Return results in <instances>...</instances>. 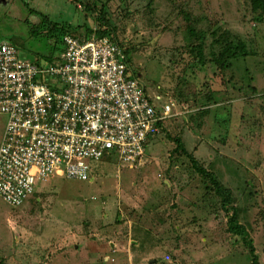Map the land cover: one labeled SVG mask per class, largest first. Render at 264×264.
<instances>
[{
	"label": "rangeland",
	"instance_id": "1",
	"mask_svg": "<svg viewBox=\"0 0 264 264\" xmlns=\"http://www.w3.org/2000/svg\"><path fill=\"white\" fill-rule=\"evenodd\" d=\"M34 4L40 11L20 3L0 8V44L51 64L63 53L66 31L84 38L88 30H108L131 48V68L146 94L160 107L174 104L175 115L150 138L138 167L111 153L92 162L90 180L39 182L18 208L0 195V264H252L250 250L228 232L208 177L177 140L232 191L264 264V23L251 0ZM187 16L205 35L204 64L191 51L200 41L188 33ZM224 30L250 52L227 70L211 63L213 32ZM5 126L0 115V144Z\"/></svg>",
	"mask_w": 264,
	"mask_h": 264
},
{
	"label": "built area",
	"instance_id": "2",
	"mask_svg": "<svg viewBox=\"0 0 264 264\" xmlns=\"http://www.w3.org/2000/svg\"><path fill=\"white\" fill-rule=\"evenodd\" d=\"M63 43L51 64L0 44V195L13 208L55 176L90 180L92 162L111 153L140 166L150 138L175 115L174 104L160 107L146 94L119 43L94 35Z\"/></svg>",
	"mask_w": 264,
	"mask_h": 264
},
{
	"label": "trees",
	"instance_id": "3",
	"mask_svg": "<svg viewBox=\"0 0 264 264\" xmlns=\"http://www.w3.org/2000/svg\"><path fill=\"white\" fill-rule=\"evenodd\" d=\"M252 8L254 10V13L257 14V20L259 22L264 23V0H251ZM187 22V31L190 34V36L196 37L197 40L200 42L196 45H191V51L196 53V56L198 57L196 60L198 63L204 64L206 61L205 55H204V47H205V41L204 36L201 32H198L195 27L192 24V19L190 16L186 17ZM66 35H74V33H69V31L65 33ZM96 37H109L113 41L119 43L121 47L124 48L125 53L128 56L129 62L132 61V50L127 45L123 44L122 42L118 41L114 36L110 34L108 30H88L86 36L83 39H89L92 36ZM214 41L212 43V59L211 63H214V65L221 69V70H227L230 69L233 65V62L238 60L239 58H246L250 55V52L248 50V47L244 41H242L239 37L235 36L232 32L228 30H224L222 32L215 31L213 32ZM79 37V36H77ZM177 148H180L183 150V152L190 158L194 169L199 172L204 177H208L210 184L212 185V189L215 193V195L221 199V206L223 210L228 215V232L236 237H239L244 246L250 250L252 254V264H259L258 257L256 254V249L254 246V241L251 238L249 231L247 227L240 222L238 211L236 207L234 206V199L233 194L230 189L225 187L218 179L217 176L208 170H206L204 167L199 165V162L197 159L189 154L183 147L181 140H177Z\"/></svg>",
	"mask_w": 264,
	"mask_h": 264
},
{
	"label": "flooded vegetation",
	"instance_id": "4",
	"mask_svg": "<svg viewBox=\"0 0 264 264\" xmlns=\"http://www.w3.org/2000/svg\"><path fill=\"white\" fill-rule=\"evenodd\" d=\"M20 1V2H19ZM19 1H16V0H0V8L1 9H4L5 12H8L10 10H13V8L16 10V5L18 3H20V7L23 8L25 11L27 12H35V11H40V8L39 7H35L37 6L36 4H34V1L35 0H19ZM81 2V0H79ZM15 2V3H14ZM42 4L49 9V5H47L45 2ZM79 8H81V6H79ZM141 75H139V78H140Z\"/></svg>",
	"mask_w": 264,
	"mask_h": 264
},
{
	"label": "crops",
	"instance_id": "5",
	"mask_svg": "<svg viewBox=\"0 0 264 264\" xmlns=\"http://www.w3.org/2000/svg\"><path fill=\"white\" fill-rule=\"evenodd\" d=\"M57 60V59H56ZM94 169H95V167H94ZM93 168H92V173H91V175H94V172L96 171V170H94ZM130 242L134 245L133 247H135V246H137L138 245V243L139 242H137V241H134V240H130ZM112 244V243H111Z\"/></svg>",
	"mask_w": 264,
	"mask_h": 264
},
{
	"label": "water",
	"instance_id": "6",
	"mask_svg": "<svg viewBox=\"0 0 264 264\" xmlns=\"http://www.w3.org/2000/svg\"><path fill=\"white\" fill-rule=\"evenodd\" d=\"M154 262H155V261H154V260H152V261H150L149 263H150V264H153Z\"/></svg>",
	"mask_w": 264,
	"mask_h": 264
}]
</instances>
